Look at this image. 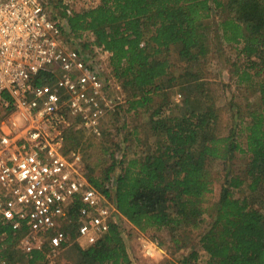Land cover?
<instances>
[{"label": "trees", "instance_id": "obj_1", "mask_svg": "<svg viewBox=\"0 0 264 264\" xmlns=\"http://www.w3.org/2000/svg\"><path fill=\"white\" fill-rule=\"evenodd\" d=\"M53 7L48 3L50 16L56 20L51 14ZM213 9L222 12L217 28L223 42L234 46L246 60L237 74V84L253 85L258 79V108L249 113L243 147L232 135L216 136L214 109L201 111L199 102L191 98L202 89V78L186 71L180 80L169 73L166 55L171 48L178 49L181 60H195L205 53V22L211 19ZM60 19L62 39L81 42L87 38L84 50L107 52L110 76L127 94L128 111L145 107L166 87L184 85L179 108L165 109V103L150 116V127L159 134L155 145L120 165L110 187L102 184L112 179L114 164L105 170L103 182L86 176L89 183L109 198L139 233L166 231L178 239L183 222L205 213L200 204L212 191L206 162L228 161L235 152L241 153L249 160L245 179L232 177L221 186L212 221L198 240L206 254L202 264H264V0H98L95 7L82 12L67 15L63 11ZM53 82L54 77L47 73L35 79L37 85ZM83 134L68 130L66 149L78 151L76 139ZM115 137L106 121L101 137L94 139L106 153L113 150ZM245 180L247 189L258 194L251 203L231 195L230 189L239 188ZM201 221H194V227ZM76 227L75 223L64 226L72 237L69 246L78 252L76 264H131L118 224H110L107 233L86 248L75 242ZM1 233L5 236L0 243V264H45L46 250L25 254L15 248L21 233L2 228ZM180 264L200 263L197 254L191 253Z\"/></svg>", "mask_w": 264, "mask_h": 264}, {"label": "built area", "instance_id": "obj_2", "mask_svg": "<svg viewBox=\"0 0 264 264\" xmlns=\"http://www.w3.org/2000/svg\"><path fill=\"white\" fill-rule=\"evenodd\" d=\"M47 6L0 0V229L21 233L23 253L53 256L71 243L65 225H77L75 242L83 248L124 218L89 183L80 152L65 147L70 129L99 139L115 109L104 72L108 54L68 47ZM40 73L52 75L53 84L37 85ZM139 241L144 257H154L157 244Z\"/></svg>", "mask_w": 264, "mask_h": 264}, {"label": "rangeland", "instance_id": "obj_3", "mask_svg": "<svg viewBox=\"0 0 264 264\" xmlns=\"http://www.w3.org/2000/svg\"><path fill=\"white\" fill-rule=\"evenodd\" d=\"M67 1L48 0V3L54 6L51 14L56 16V21L61 24L60 17L63 11L70 15L73 12H82L98 4V0H70L71 3L66 4ZM67 9L70 10L69 13L66 12ZM221 15L220 10L213 9L211 19L205 22L206 29L204 30V41L202 43L205 53L198 58L196 57L195 60H181L177 53L178 49L173 47L167 53L166 58L170 66V76L183 80L185 76L180 75H184L187 71L190 74L197 75L200 79L202 78V89L199 93L191 95V98H195L199 102L197 107L202 106L201 111L210 107L214 109L216 121L213 125V131L216 136L232 135L236 142L242 146L245 141V128L250 118L249 113L258 108V88L255 86L258 79H255L253 85L237 84V74L246 64V60L237 53L234 46L223 42L221 33L217 28ZM63 39L71 49L80 50H84L83 44L87 41V38H85L81 42H77L64 36ZM197 60L198 66H196ZM109 71L110 68L107 64L104 67V72L108 75L106 78L109 81L107 94L114 101L117 113H109L105 121H108L116 134L115 146L113 150H107L105 153L100 147V142L91 136L83 134L84 136L79 135L76 139L77 149L84 158L85 175L91 180L98 183L103 182L105 170L114 164V171L110 173L112 179L108 183L102 184L104 188L110 187L113 177L119 173L120 165H125L131 159L139 158L143 151L155 145L159 134H154L151 129L150 116L156 111H161L160 108L165 103V109L176 110L179 108L183 100L180 88L184 87V85L166 87L164 93L153 95L152 101L145 107L138 108L137 111H128L127 94L120 88L119 83L111 78ZM189 79L190 77L184 80L183 84L187 83ZM178 95L180 96L179 99H177ZM159 118L155 116V119ZM248 163V157L238 152H235L232 159L228 161L208 160L206 162L205 169L208 180L212 183V191L200 204V207L205 209V213L200 218L195 219L194 217L183 222L178 239L171 238L166 231L154 235L153 233L143 235L124 219L120 225V231L131 264H180L182 258L191 253L197 254L198 263L205 262L206 254L200 248L198 240L203 232L207 230V225L212 221L211 216L214 215L217 207L220 188L225 180L232 177L245 179V170ZM247 184L248 180H245L239 188L230 189L232 198L238 200L247 198L251 203L254 196L258 194H252L247 189ZM199 220H202L201 223L194 227V223ZM142 236L157 244L158 251L154 257H144L139 241ZM15 248L23 252L21 239L17 240ZM83 248L86 247L83 245ZM77 260L76 247L69 246L53 256H47L46 254L44 263L76 264Z\"/></svg>", "mask_w": 264, "mask_h": 264}]
</instances>
